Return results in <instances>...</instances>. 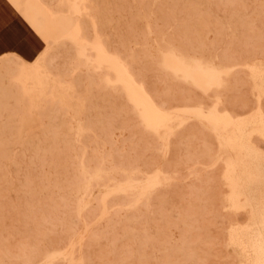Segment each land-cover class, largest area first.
<instances>
[{
    "label": "rangeland",
    "instance_id": "374dc122",
    "mask_svg": "<svg viewBox=\"0 0 264 264\" xmlns=\"http://www.w3.org/2000/svg\"><path fill=\"white\" fill-rule=\"evenodd\" d=\"M66 1L14 0L17 13L0 11V23L15 15L9 25L29 35L22 16L50 8L31 25L42 41L34 62L23 61V45L0 52V264H245L231 236L251 214L232 206L228 179L243 157L188 112L264 114V0H84L78 27L61 37L54 20L66 17ZM94 44L122 59L164 111L189 117L151 130ZM170 51L220 67L223 87L205 95L166 66ZM38 72L45 90L33 89ZM251 141L264 151V139ZM156 173L159 185L142 195ZM127 180L133 193L117 192ZM54 252L70 255L47 263Z\"/></svg>",
    "mask_w": 264,
    "mask_h": 264
},
{
    "label": "bare ground",
    "instance_id": "6f19581e",
    "mask_svg": "<svg viewBox=\"0 0 264 264\" xmlns=\"http://www.w3.org/2000/svg\"><path fill=\"white\" fill-rule=\"evenodd\" d=\"M1 1L3 2V3H1V5L2 4L4 5V9L6 8L5 11H8L9 15H12V14H15L18 12V7L13 5L14 0H1ZM66 2H68V3H66V5L70 9L66 13V15H65L66 17L64 19H59V21L55 17V20H54V23L57 26L61 27V30L60 31L58 30V33L61 34L59 36H61V37L70 36L71 32L76 30V28L78 27L79 11H80L82 3H84V0H67ZM42 3H44V2H42ZM62 4H63V2H61V5ZM1 5H0V7H1ZM46 6H44V4L38 5V7L33 10L34 17H30L28 15L29 14L28 12L26 13V15L22 16L23 17L22 18L23 19L22 25L27 27V30H25V31L31 33L29 35L23 31L15 28L14 27L15 25L10 26L11 24H15V15L8 17L7 21H8V26L10 29L11 42L9 44V48L5 52H3V54L4 53L5 54L16 53V50L19 47L21 49V46L23 45L25 49H23V52L21 50V52H22L23 56L26 57V58H23L24 59L23 61L34 62L35 59H37V57L39 55L38 54L39 44L41 45V42H42L41 41V35L40 34L38 35V32L40 33V30L33 31L31 25H37L38 24V26H40L41 22L39 21V18L37 19V16L44 13V16L47 17V14L50 12V10H49L50 8L48 9V7H46ZM29 8H31V7H29ZM70 11H73V13H71ZM60 14H65V11L63 13H60ZM9 23H10V25H9ZM47 29L48 28H46L45 30H47ZM51 32H52V30H51ZM32 34H34V35L32 36ZM51 34L53 35L55 33L52 32ZM72 35H74V34H72ZM82 37L79 35V37L75 38V41H79L80 43L86 42L84 40V38H82ZM46 38L47 37H44L45 40L43 38L42 39L44 41H46ZM57 38H58L57 36L53 35V40H55ZM86 38H88V37H86ZM15 40H17V41L15 42ZM71 40H74V38L73 39L71 38ZM44 41H43V43H44ZM94 48L98 51L99 57H97V58H99L100 60H102L104 62H107L111 66V68L113 69L117 78L119 80L123 81L126 92L128 94V97H129V100L137 108H139L143 122H145L149 128L151 127L150 128L151 130H152V128L153 129L157 128L159 131V129H160L159 127H163V126H166V125H169L172 123H176L179 125V124H181V122H183L182 118L185 114H187V111H172V112H168V110L164 111L163 107H162L164 105L161 106V104H159L162 107V108H160V106L157 104L159 102H157L153 99V96H151L148 93L149 92L148 90H147L148 92L146 91V89H145L146 87H144L146 85L144 84V86H143V84H141L137 80L139 78H137V79L135 78L138 76H134L126 68V65L121 61L122 59L120 60V58H118L116 56H111L110 54H108L106 52V50L101 45L94 44ZM88 50H90V49H88ZM109 50H108V52H110ZM95 53H96V51H95ZM18 54H17V56H18ZM25 54H27V55H25ZM169 55H170L169 56L170 58L167 60L166 66L168 68L176 71V72H180L181 75L187 77V79H189L191 83H193L201 91H203V93L205 95H207L208 91L211 89L221 88V86H222L221 74H224L223 73L224 71L220 67L219 68L215 67V65L213 63L207 64V63H204V62H201L198 60L190 59V60L186 61L184 59L178 58L177 55L173 51H170ZM184 55H186V54H184ZM20 56H21V54H20ZM20 56H19V58H20ZM79 56H80V54H79ZM118 56H119V54H118ZM6 65H7V63H6ZM236 68H234V69H236ZM4 71H6V70H4ZM133 73H136V72H133ZM224 75H226V74H224ZM261 75L264 76V71H262ZM225 78H228V77H225ZM34 79H35L36 86L33 89L45 90L48 88L47 83H46L47 75L43 74V76H40V73L38 72ZM141 81H143V80H141ZM51 87H52V91L62 89L61 86H59L58 84L54 85L53 83H52ZM49 89H51V88H49ZM263 91H264V88L259 87V89H258L259 94L262 93ZM52 95L54 96V94H52ZM159 101H161V100H159ZM198 101H200V99L199 100L197 99V102ZM201 101L203 102V100H201ZM194 102L197 103L196 100ZM206 102L207 101H205V103ZM216 102H219V101L216 100ZM198 103L200 104L201 102H198ZM199 104H197V105H199ZM197 105H196V107H197ZM204 105H206V104H204ZM167 106H169V105H166L165 107H167ZM192 106H191V108H192ZM206 106H209V105H206ZM165 107H164V109H165ZM169 108H170V106H169ZM178 108H179V106H178ZM229 111L231 112V110H229ZM217 112H219V111H217ZM230 112H228V110H227V111H224L222 114H218V115H213V113H206V115H205L201 110H196V111H194V113L191 111H189L188 113L191 114V116L193 115V117L199 118L202 120L205 117V119L208 120V123L216 124V126H218V128L220 130L219 135H220V137L223 138L225 143L229 147L234 148L240 155H242V157H243L242 164L237 170L238 173L233 174L231 176L228 175V179L230 180V185L233 188L231 191L232 206L234 208H239V207H244V206L249 208V210L247 212L250 211L251 219L249 218L250 219L249 226H246L245 229L239 230V232H236L233 234V236H231V243H233L236 247H238L240 249L241 254L246 258L245 264H264V151L262 148H261L262 149L261 150L259 147H257L256 144L254 145L251 141V138L254 135L264 139V114L262 113V111L260 109H257V111L253 115H251L250 117L244 118V119H238V118H235L234 115H232ZM189 114H187L188 117H189ZM236 115L238 116V114H236ZM160 130H161L160 132H162L165 129H160ZM215 130H216V128H215ZM162 133H164V132H162ZM95 177L101 178L102 174L96 173ZM241 178H243V180L239 181V179H241ZM149 179H151V180L145 181V182H148V184H147V186H145L146 188H143L144 190H142V193H141L142 195L150 192L157 185H159L156 181L159 179V174H157L154 177V179H152V178H149ZM88 185H89V183H88ZM130 185H135V182H133L131 180H127L124 183L114 185V187H117V192L133 193L132 188L135 189V187H132L130 189L129 188L124 189V187H129ZM145 185H146V183H145ZM107 195H105V198H102V201L100 200L101 201V207H103V208L105 207V204H106V196ZM241 197L244 198V205L239 206L238 200ZM137 203H135V204H137ZM69 255H70L69 252H65V254H61L60 252H54V253H52L46 257V262L49 263V262L56 260L62 256L66 257ZM138 262H141V260Z\"/></svg>",
    "mask_w": 264,
    "mask_h": 264
},
{
    "label": "crops",
    "instance_id": "0c3cea01",
    "mask_svg": "<svg viewBox=\"0 0 264 264\" xmlns=\"http://www.w3.org/2000/svg\"><path fill=\"white\" fill-rule=\"evenodd\" d=\"M3 3L0 0V5ZM4 8V5L2 4L0 7V11ZM17 40H15L16 42ZM11 42V37H10V29L8 24H5L4 20H2L0 24V52H5L9 48V44Z\"/></svg>",
    "mask_w": 264,
    "mask_h": 264
}]
</instances>
